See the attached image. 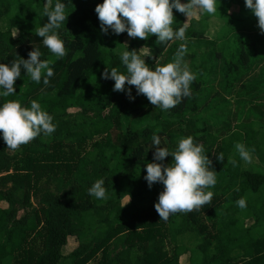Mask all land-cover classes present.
Instances as JSON below:
<instances>
[{
    "label": "trees",
    "instance_id": "16d2710c",
    "mask_svg": "<svg viewBox=\"0 0 264 264\" xmlns=\"http://www.w3.org/2000/svg\"><path fill=\"white\" fill-rule=\"evenodd\" d=\"M56 2L52 0L51 8L55 7ZM61 2L65 4V16H69L55 31L64 42V57L51 53L34 31L35 27H42L47 22L48 18L43 15L46 0H0V21L7 18L10 22L9 29H0V47L7 44V64L21 58L28 59V53L36 48L42 53L40 59L50 61L49 67L54 71L49 84L45 85L43 75L37 83L22 69L14 85L16 93L7 97L0 95V106L7 101H17L22 107L30 108L31 101L36 100L41 109L53 117L52 123L56 126L53 134L78 135L82 142L94 141V149L104 146L100 157L102 172L95 168L92 179L104 180L107 198L96 199L92 203L85 201L71 207L55 195L42 213H37L30 222L26 223L21 218L12 224L16 215V195L0 190V264H90L93 261L92 264H181L180 253L188 251V248L180 241L189 232L201 238L190 251L192 264H230L234 251H241L242 256L248 259L246 264H264V240L260 241L264 239V119L259 111L249 107L251 103L247 100L264 91V69L257 75L251 72L256 65L264 62V44H260L259 39L235 40L232 50L226 51L223 57L212 48L200 59L197 51L208 44L215 46L225 41L233 33V23L253 18L252 11L243 7L245 0L230 2L242 3V15L230 14L227 2H223L216 7L214 14L203 13V19H190L186 31L192 34L187 42L178 43L174 38L159 45L154 35L141 40L130 38L127 32L116 35L109 30L107 34L102 33L93 0ZM173 11L172 28L177 31L186 19L184 14L175 9ZM212 18L219 20L221 27L211 35ZM77 27L82 29L81 33L72 39L71 35L77 31ZM14 31L18 32V37L14 36ZM104 43H110L114 48ZM181 44L187 46L183 58L191 54L189 70L196 79L190 84L191 95L175 108L165 111L155 107L144 95H137L134 86L127 84L125 92L113 91L114 80L102 77L105 67H116L127 75L120 59V53L124 50L135 49L139 52L144 48L142 58L154 69L156 60L162 65L174 62ZM117 46H120L121 52L116 51ZM218 58H223L219 71L221 85L214 93L215 89L207 78L214 68L212 62ZM129 87L133 100L126 94ZM236 88L240 89L236 102L239 110H242V121L237 123L235 131L222 139V144L215 151L209 152L211 167L216 171L215 185H225L223 192L213 195L211 202L200 210L184 213L180 222L172 219L171 215L167 221L160 220L156 210L146 207V200L149 198L153 201L154 207L164 186L155 183L149 188L144 179L145 168L138 165L145 159L153 134L169 140V146L188 136L196 139L209 135L212 143H216L218 138L211 135L210 123L215 124L222 119L221 114L230 105L227 98L234 96ZM222 96L223 101L219 102L217 99ZM244 98L246 101H243ZM100 101L114 103L110 115L91 121L90 128L87 126L88 120L71 125L68 116L72 112H83ZM77 127L80 132L76 131ZM98 136L101 138L97 140ZM237 143L244 144L252 158L257 159L255 169H243V160L235 148ZM93 152L79 159L80 153L74 146L56 141L51 153L41 151L37 152L38 155L27 156L24 163L16 168V173L8 174L4 179L23 182V186L26 180L31 186L33 173L40 176V173L49 172L50 175L52 172L57 176L64 171L68 176L76 173L77 179L85 185L91 180L86 168L91 164ZM220 153L224 155L223 162L216 159ZM229 157L235 159L236 166L228 163ZM16 159L17 155L9 153L0 133V171L9 168ZM107 173L120 174L123 178L118 188L109 189L108 179L102 177ZM135 173L139 174L137 180ZM209 189H205V192ZM129 196L130 202L122 205L121 199ZM242 197L247 202V207L242 209V217L220 224L219 233L213 232L203 216L209 220L219 219L231 207L237 206L236 201ZM100 203L110 205L109 215L101 219L92 214L93 207H97L94 205ZM73 220L77 224L74 225ZM248 220H253V223L248 225ZM76 229H82L80 235L76 236L78 239L82 242L90 240L92 244L77 247L67 256L63 248ZM167 239L173 246V255L162 246ZM111 246L114 247L112 252ZM120 246L122 249L116 252ZM211 249L214 250L212 255ZM114 252L116 254L112 256ZM100 253L102 256L98 258Z\"/></svg>",
    "mask_w": 264,
    "mask_h": 264
},
{
    "label": "clouds",
    "instance_id": "9594fccd",
    "mask_svg": "<svg viewBox=\"0 0 264 264\" xmlns=\"http://www.w3.org/2000/svg\"><path fill=\"white\" fill-rule=\"evenodd\" d=\"M51 5L52 0H46L43 15L48 18L47 22L42 27H35L34 31L51 53L64 57V42L55 30L61 27L69 15L65 16V4L61 0H57L54 8ZM245 6L257 18L258 28L264 34V0H245ZM173 9L187 17V21L177 31L172 28ZM216 11V0H188L187 3H181V0H103V3L95 7L102 33L107 34L109 30L116 35L127 32L130 38L141 40L154 35L157 37V45L174 38L184 40L189 18L200 13L214 14ZM143 49L139 52L133 49L120 53L127 75L119 72L116 67H105L103 79L114 80L113 91L125 92L126 84L134 86L137 95H144L151 105L165 111L177 107L184 98L191 95L190 84L196 79L183 60L187 52L186 44L179 46L174 62L162 65L156 60L154 69L142 58ZM41 55L40 50L34 48L28 53V59L13 60L10 65L0 63V88L3 89L0 95L7 97L16 93L14 85L22 69L37 83L43 75V83L48 85L54 71L49 67L50 61L40 59ZM126 94L130 100L134 99L130 87ZM52 121L53 117L43 111L36 100L31 101L30 108L22 107L17 101H7L0 106V133L7 148L13 151L41 133L51 135L55 132L56 126ZM152 148L153 162L146 164L144 179L149 188L155 183L164 186L154 205L160 220L167 221L170 214L178 212L198 211L211 202L214 193L205 192V189L215 186L216 171L211 167L212 160L204 154L202 145L195 144L193 137L188 136L179 140L175 150L169 151L161 146L160 137L153 134ZM235 148L243 161L251 162V153L244 144L237 143ZM168 156L173 158L172 162L163 163ZM216 159L223 162V153L216 156ZM228 163L236 166L232 157H229ZM103 185V179L96 180L88 189L89 194L97 199H106ZM236 204L241 209L247 207L243 197Z\"/></svg>",
    "mask_w": 264,
    "mask_h": 264
},
{
    "label": "rangeland",
    "instance_id": "374dc122",
    "mask_svg": "<svg viewBox=\"0 0 264 264\" xmlns=\"http://www.w3.org/2000/svg\"><path fill=\"white\" fill-rule=\"evenodd\" d=\"M232 0H216V7L219 6L223 2H227L228 4V11L231 14L234 15H242L241 11L243 7H246L241 4H231ZM188 0H181V3H187ZM103 3V0H93V8L95 9L97 4ZM244 10V8H243ZM175 12V11H173ZM205 16V15H204ZM245 17V15H244ZM203 19V13L198 14L196 17L189 18L190 19ZM185 19L187 21V17L185 16ZM210 31L209 33L216 34L221 25V22L219 20L212 18L210 21ZM232 27H234L233 33L226 38L225 41L218 42L217 45L213 46L211 44L206 45L203 47V49H197L198 51V58H202L206 56L209 51H212V48H215L218 53H221L220 57L225 56V52L229 51V49L232 50L233 48V42L239 41V39L244 40H252V39H259L260 44H264V34L261 33L260 29L258 28L257 18L253 14V18L249 21L245 20H239L238 23H233ZM10 28V22L7 18H3L0 21V29L1 30H7ZM72 35L71 38L74 39L75 35H79L81 32V28L77 27ZM192 32H185V39L184 40H178L175 41L180 42H187L191 36ZM14 36L18 37V32L14 31ZM105 46L109 48H114L112 44L110 43H104ZM235 45V44H234ZM116 51L121 52L120 46L116 47ZM7 44L0 47V63L7 64ZM28 56V55H27ZM167 58V55L164 56V59ZM184 62L187 63L188 67L192 62L191 54L187 55L185 58H183ZM163 61V60H162ZM214 64V68L212 70V74L207 78V81L210 83V85L215 89L214 93L220 89L221 83V75L219 74L220 69L223 66V58L214 59L212 62ZM212 64L210 65L212 67ZM255 69L252 72V75L259 74L262 69H264V62L256 65L254 67ZM208 73H210V71ZM238 86H240V83H237ZM209 85V86H210ZM240 91L239 88H236L234 90V96L231 98H227V101L230 102V105L228 106V109L221 114L222 119L217 120L215 124L210 123L209 131L212 132V136L218 138L216 143H212V138L209 137V135L204 136H198L196 139H193L195 144H199L203 146L204 154L211 158L209 155L210 151H215L217 146H220L223 142V138L227 135H230L232 131L236 130V125L238 122L242 121V110H239V106L236 102L237 93ZM257 90H255L256 92ZM242 93V92H241ZM223 96L219 97L217 100L219 102L223 101ZM242 100V98H241ZM246 101V98L243 99V101ZM251 105L249 107L254 108V110L259 111L260 114L263 115L264 119V91H259L257 93V96L253 97L252 99H247ZM114 103L110 102H96L95 104L90 105L87 110L81 112H72L71 115L68 116V119L70 120L71 125L76 126V123L84 122L85 120H88L87 123L88 128H90V122L97 120L101 117H105L110 115ZM256 105H260L261 107H256ZM202 110V109H201ZM125 124V123H124ZM76 131L80 132L81 130L77 127ZM228 137V136H227ZM101 137L98 136L96 139H100ZM229 139V138H228ZM56 141H62L63 144L66 146L72 145L75 147V149L80 153V158L86 157V155L90 151L93 152V156H91V164L87 166L86 171L90 175L91 180L90 182L86 183L85 185L81 184V182L77 179L76 173L72 176H68L64 171L59 173L57 176H55L52 172L49 175V172H43L40 173V176L37 173H33L31 177V186L28 185L27 181L25 180L24 186L23 182H15L10 179H4L8 174L13 175L16 173V168L20 167L24 161L26 160L27 156L31 155H38L37 152L46 151L50 152L53 151V146ZM169 140L167 139H161V146L166 147L169 151H173L177 148L179 140L174 142V144H171L170 146L167 144ZM94 141H87L82 142V138L78 135H45L44 133H41L39 136H37L34 140L30 141L27 144L21 145L17 150L13 151L11 149H8L9 153L12 155H17V159L13 161L12 165L4 170L0 171V190L3 191H11L16 195L17 201L15 204V218L11 221L12 224L14 221H18V219L23 218L24 222L28 223L31 219H33L37 213H42V209H45L48 205V201L55 195L59 196L61 201L66 205L69 204L71 207H76L77 205L82 204L85 201H89V203H92L96 201L97 198L91 196L88 192V189L94 184V180L92 179L93 172L95 168L99 172H102L103 166L100 164V157L101 153L105 150V147L102 146L99 149H94L92 147ZM92 149V150H91ZM24 150L26 153H24ZM68 150V148H66ZM153 152L154 149L152 148V144L149 145L146 149V155L145 159L142 160V162L138 163V165L142 166L143 168H146V164L148 162H153ZM213 153V152H212ZM77 158V159H78ZM173 158L171 156H168L165 158L163 163L170 164L172 162ZM14 162H17L14 164ZM255 162H258L256 158H252L251 162H245L243 161V169H249L251 168L255 169L257 167V164ZM63 167V166H62ZM111 167H113V163L111 164ZM42 172V171H41ZM23 175H25V172H22ZM132 174V173H131ZM102 177H105L108 179V186L109 189H116L120 186L123 178L120 176V174L117 175H111V174H102ZM136 180L139 177V174L135 173ZM23 178V177H22ZM224 186L217 187L216 185L214 187H210L209 191H213L214 195H219L224 190ZM231 191V189H230ZM229 194V193H228ZM130 197V196H129ZM124 198L121 199L122 205H126L130 202V198ZM148 198V197H147ZM28 201L26 202V200ZM99 200V199H98ZM147 204L146 207H150L151 209L155 210V207H153V201H151L149 198L146 200ZM97 207H93L92 214L94 216H99L101 218H105L109 215L110 205L108 203L94 205ZM146 210V208L144 209ZM143 210V211H144ZM141 212V211H140ZM172 219L177 220L178 222L181 221V219L184 216L183 212H178L175 214H170ZM204 220L207 221V224L209 227H212L213 232L219 233L220 224H223L227 222L228 220L232 218H240L242 217V209L238 206L231 207L226 214L221 215L219 219L215 220H209L207 216H203ZM215 222V226H213V223ZM99 222V221H97ZM253 223V220H248V225H251ZM73 224H77L76 220H73ZM75 228V227H74ZM73 228V229H74ZM75 234H72L69 236L67 244L63 248V253L65 255H70L77 247H81L82 245L87 246L92 244V241L89 243L90 240H85L84 242L81 241V239H78L76 236L80 235L82 232V229H76ZM92 240V238H91ZM264 239L260 240L261 242ZM201 241V238L196 233H186L184 236L181 237V243L184 244L188 251H185L184 253H180V261L181 264H192L191 261V250L198 245V243ZM170 240H164L163 247L167 248V251L169 254L173 255V246L169 244ZM264 243V241H263ZM114 247L111 246L110 252H112ZM122 249V246H120L116 252L120 251ZM264 251V248L262 249ZM114 252V254H116ZM214 253V250L211 249V255ZM102 254L100 253L98 255V258H101ZM233 260H231L230 264H246L248 262V259L242 256L241 251H234L232 254ZM94 263L91 262L90 264Z\"/></svg>",
    "mask_w": 264,
    "mask_h": 264
}]
</instances>
